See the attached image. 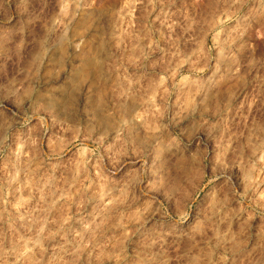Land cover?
Masks as SVG:
<instances>
[{"label": "rangeland", "instance_id": "obj_1", "mask_svg": "<svg viewBox=\"0 0 264 264\" xmlns=\"http://www.w3.org/2000/svg\"><path fill=\"white\" fill-rule=\"evenodd\" d=\"M0 264H264V0H0Z\"/></svg>", "mask_w": 264, "mask_h": 264}]
</instances>
